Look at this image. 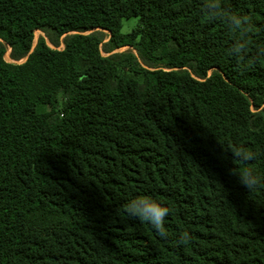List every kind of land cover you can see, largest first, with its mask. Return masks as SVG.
Masks as SVG:
<instances>
[{
	"label": "trees",
	"instance_id": "obj_1",
	"mask_svg": "<svg viewBox=\"0 0 264 264\" xmlns=\"http://www.w3.org/2000/svg\"><path fill=\"white\" fill-rule=\"evenodd\" d=\"M204 6L0 0V264H264V0Z\"/></svg>",
	"mask_w": 264,
	"mask_h": 264
},
{
	"label": "clouds",
	"instance_id": "obj_2",
	"mask_svg": "<svg viewBox=\"0 0 264 264\" xmlns=\"http://www.w3.org/2000/svg\"><path fill=\"white\" fill-rule=\"evenodd\" d=\"M217 7V0H205L204 10L211 13L212 9ZM232 26L239 29L243 26L244 20L240 16L230 18ZM243 47V44L240 45ZM246 158H251V154H245ZM240 183L248 190H252L259 184V178L253 175L250 169L242 172H236ZM126 212L138 219L144 220L151 224L155 229L163 232L164 217L167 215L168 209L152 198H132L129 199L125 206Z\"/></svg>",
	"mask_w": 264,
	"mask_h": 264
},
{
	"label": "rangeland",
	"instance_id": "obj_3",
	"mask_svg": "<svg viewBox=\"0 0 264 264\" xmlns=\"http://www.w3.org/2000/svg\"><path fill=\"white\" fill-rule=\"evenodd\" d=\"M138 22H139V18H138V17H131V18H125V19H123V21H122V32H123V33H128V32H130V31H132V29L135 28V27L137 26ZM107 33H108V31H107ZM41 35L46 36L44 32H42L41 30H37V31H36L35 44H36V42H37V39H38ZM47 40H48L49 44H50L52 47H55V45L52 44L48 38H47ZM107 40H108V36L106 37V41H107ZM59 47H60V48H63V47H64V44L61 43V45H60ZM129 48H130V46H125V47H122V48L117 49L116 51H124V50H127V49H129ZM9 53H10V49H9V51L6 53V59L9 60V61H12V60H11V57L9 56ZM104 54H107V53L104 52ZM25 60H26V57L23 58V59H21V60H19V61H17V62H20V63H21V62H24ZM12 62H13V61H12Z\"/></svg>",
	"mask_w": 264,
	"mask_h": 264
}]
</instances>
